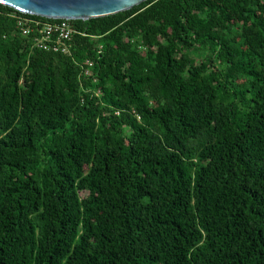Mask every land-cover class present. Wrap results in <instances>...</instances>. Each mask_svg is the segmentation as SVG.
Instances as JSON below:
<instances>
[{
  "label": "trees",
  "instance_id": "obj_1",
  "mask_svg": "<svg viewBox=\"0 0 264 264\" xmlns=\"http://www.w3.org/2000/svg\"><path fill=\"white\" fill-rule=\"evenodd\" d=\"M16 15L0 4V264H264V0L72 20L71 55Z\"/></svg>",
  "mask_w": 264,
  "mask_h": 264
},
{
  "label": "water",
  "instance_id": "obj_2",
  "mask_svg": "<svg viewBox=\"0 0 264 264\" xmlns=\"http://www.w3.org/2000/svg\"><path fill=\"white\" fill-rule=\"evenodd\" d=\"M147 0H0L22 13L48 19L88 20L115 15Z\"/></svg>",
  "mask_w": 264,
  "mask_h": 264
},
{
  "label": "built area",
  "instance_id": "obj_3",
  "mask_svg": "<svg viewBox=\"0 0 264 264\" xmlns=\"http://www.w3.org/2000/svg\"><path fill=\"white\" fill-rule=\"evenodd\" d=\"M16 18L22 34L31 37L32 47L44 51L71 55L76 35H86L72 19L44 21L26 13Z\"/></svg>",
  "mask_w": 264,
  "mask_h": 264
}]
</instances>
